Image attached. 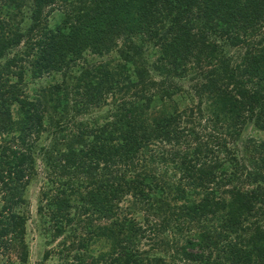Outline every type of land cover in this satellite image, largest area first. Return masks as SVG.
Here are the masks:
<instances>
[{
	"label": "trees",
	"instance_id": "1",
	"mask_svg": "<svg viewBox=\"0 0 264 264\" xmlns=\"http://www.w3.org/2000/svg\"><path fill=\"white\" fill-rule=\"evenodd\" d=\"M23 1L0 0V257L12 250L27 262L20 210L39 160L47 183L37 213L53 239L69 231L63 264H166L140 248L143 226L119 217L126 201L131 216L158 217L150 246L184 232L171 243L177 262L264 264V136L236 148L247 126L264 134V0H31L28 26L11 28L2 12ZM113 52V61L89 60ZM150 63L164 78L155 94ZM45 75L62 81L29 94L27 78ZM187 76L200 81L191 86L198 133L181 128L166 101L175 93L163 86ZM115 92L124 97L111 117L83 121ZM43 135L49 144L37 148ZM156 144L169 150L155 155ZM149 162L166 165L174 183ZM101 239L108 250L93 254Z\"/></svg>",
	"mask_w": 264,
	"mask_h": 264
},
{
	"label": "rangeland",
	"instance_id": "2",
	"mask_svg": "<svg viewBox=\"0 0 264 264\" xmlns=\"http://www.w3.org/2000/svg\"><path fill=\"white\" fill-rule=\"evenodd\" d=\"M31 0H24L22 3H20V7L6 9L2 12V18L5 17L7 23L11 28L18 27L19 29H25L29 22H28V3H30ZM61 5L54 6L52 10H49L47 13L48 21H52L53 18H55L56 15L60 14L61 9L59 8ZM24 47V46H23ZM22 47V48H23ZM229 55L233 56L234 54L232 52L229 53ZM116 57V53L112 54H106L104 57H91L89 60H93L95 64L97 63H106L108 61H113V59ZM92 61V62H93ZM151 62V60H149ZM2 65H5V62L3 60L0 61V67ZM78 69L75 68L74 71H77ZM148 76L149 82L155 84V86H151L152 84H149V92L155 94L160 88L159 85L162 80H164L163 76H159L151 67V63L148 65ZM52 77L50 75H45L41 78H27L28 88L26 91L30 94L33 93L34 90L43 89L44 87H47V85L51 84V80L53 79L56 83H59L62 81V77L60 75L56 77ZM196 82H199V80L191 79L190 76L187 77H178V78H172L167 81V84L163 85L164 87L169 86L173 89V93H175L171 100H166L167 103H169L170 108H175L176 112L182 115L181 119H184L183 121H180L181 128L186 127V129H190L193 127V129L198 133L201 131L203 127V121L199 120V115L196 112L197 105L199 103L197 96L194 94L191 86L195 85ZM116 94L112 97L107 98V102L105 104H102L100 108H93L88 113H84L82 116L83 121L87 122H94L98 121L101 123L105 120V116L111 117V115L114 113L118 102L120 100H123L124 97L122 92H115ZM134 91L131 93H128L125 95V99H128L129 97L134 96ZM150 96V95H149ZM140 97V95H138ZM194 110V112H190V110ZM201 109L205 114L207 113L206 108V100L205 97L202 99ZM161 110L158 109V106L151 109L149 111V114L151 116H157L159 115V112ZM254 136L257 139L262 138L264 134L262 132H256L253 129V126L249 125L245 128V130L241 134L240 141L237 142V147L239 150L244 147L241 143V141H246L248 139V136ZM49 144V140L45 138V135H43L36 143L37 148L40 146H46ZM161 149H166L165 147H160V145H152L150 147L151 153L153 154H159L161 153ZM184 149V147H181V150ZM166 150H169L168 148ZM164 150L165 152H167ZM183 151V150H182ZM186 151H190L187 149ZM43 163L38 160L37 163V173L38 176L34 177L30 184H28L25 188V194L24 199L25 201L21 204V210L20 212H23L25 216H27V222H26V228H25V234H24V243L27 246L28 250V257L26 264H63L65 257H63L65 252V247L59 246V243L62 241V239H66L67 236H69V231L63 233L62 236L53 239L51 235V222L44 224L42 221V218H40V215L37 213V207H38V198L40 196V193L46 188V173L44 171ZM149 169H154L155 175L158 176V178L165 177L167 178V181H171L174 183V179H171L170 175L172 173L167 172V174L164 173L166 169V165H163V167H158L155 162H149L148 163ZM169 171H172L171 169H168ZM169 178V179H168ZM177 179V175L175 177ZM54 179V178H52ZM130 206V201L124 202L122 204L121 213H119V217L123 218L125 215L127 217H131L135 219L137 223L142 225L143 229L146 231V237L143 238L141 241L140 248L146 249L144 247H154L157 249L158 254L160 257H163L164 260H166V264H190L188 262H177L175 258L171 255V243L172 240L176 239L178 241H181L184 239V232L180 235L176 233L175 230H169L165 233H162L159 235V239L163 241V246H150L149 239H151L150 227L155 224V222L159 223L158 217L154 215V213L149 212L145 213L143 211L136 212L132 216L127 211L126 207ZM105 220L100 221V225H107ZM49 229V230H48ZM51 229V231H50ZM69 241V240H68ZM169 247V248H168ZM109 248V243L105 239L97 240L91 247V252L94 253H100L105 252ZM60 251H63L64 253L61 254ZM192 251H197L196 249ZM48 253V256L44 258V255ZM74 252H71V255ZM0 257V264H21L19 263L18 257L16 252H12V250H9L8 253H3ZM213 258V257H212Z\"/></svg>",
	"mask_w": 264,
	"mask_h": 264
}]
</instances>
